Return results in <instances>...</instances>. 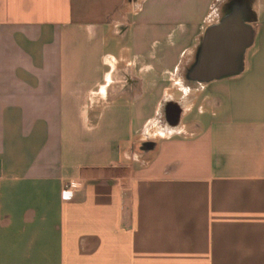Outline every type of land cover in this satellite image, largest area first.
Instances as JSON below:
<instances>
[{"label": "crops", "instance_id": "obj_1", "mask_svg": "<svg viewBox=\"0 0 264 264\" xmlns=\"http://www.w3.org/2000/svg\"><path fill=\"white\" fill-rule=\"evenodd\" d=\"M232 1L0 0V264H264V0L186 76Z\"/></svg>", "mask_w": 264, "mask_h": 264}, {"label": "water", "instance_id": "obj_2", "mask_svg": "<svg viewBox=\"0 0 264 264\" xmlns=\"http://www.w3.org/2000/svg\"><path fill=\"white\" fill-rule=\"evenodd\" d=\"M247 0H234L224 16L206 30L195 62L187 70L188 80L210 83L238 75L246 50L253 43L251 12Z\"/></svg>", "mask_w": 264, "mask_h": 264}, {"label": "built area", "instance_id": "obj_3", "mask_svg": "<svg viewBox=\"0 0 264 264\" xmlns=\"http://www.w3.org/2000/svg\"><path fill=\"white\" fill-rule=\"evenodd\" d=\"M66 190H67V191H71V187H67Z\"/></svg>", "mask_w": 264, "mask_h": 264}]
</instances>
